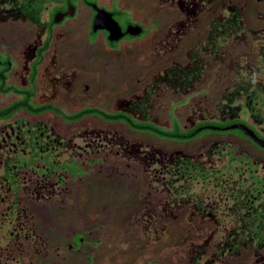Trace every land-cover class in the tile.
<instances>
[{
	"label": "flooded vegetation",
	"instance_id": "af4514ba",
	"mask_svg": "<svg viewBox=\"0 0 264 264\" xmlns=\"http://www.w3.org/2000/svg\"><path fill=\"white\" fill-rule=\"evenodd\" d=\"M263 9L264 0H0V264H232L244 249L264 264L263 244L237 251V180H192L229 164L264 178V148L224 129L238 122L189 139L151 130L222 117L223 94L214 118L194 97L206 96L229 48L264 38L246 25L248 13L264 24ZM235 21L240 33L223 38ZM259 58L236 54L223 92L263 71ZM248 123L264 139V126ZM143 135L220 137L188 151L198 142Z\"/></svg>",
	"mask_w": 264,
	"mask_h": 264
},
{
	"label": "trees",
	"instance_id": "16d2710c",
	"mask_svg": "<svg viewBox=\"0 0 264 264\" xmlns=\"http://www.w3.org/2000/svg\"><path fill=\"white\" fill-rule=\"evenodd\" d=\"M237 14V19L239 18ZM241 27L238 22L231 24H224L222 28V37L224 38L230 34L240 33ZM259 65H264L263 58H259ZM264 70L259 72L255 71L251 74L242 73L238 75V83L232 88H228L223 92V97L220 106V113L222 117L217 121H206L200 125L206 126H225L231 123H244L254 129L253 125L249 124L244 116H248L254 124L264 126V91L259 85L257 76L261 75ZM154 132L160 136L173 138V139H189L202 135L206 132L213 131L214 128H206L198 131L192 135L198 129H192L189 131L181 130L179 124L173 122L171 130H163L160 127L152 128ZM157 131V132H156ZM159 132V133H158ZM238 135L244 136V134L236 130ZM168 135H176L188 138L173 137ZM241 164H237V169L233 165L229 164L226 167H222L220 170H208L198 169L193 173L192 180L195 179H218L217 173L220 171L225 172L229 179L237 180V191L234 195L236 198V215H237V241L238 248L240 246L257 244L258 246L264 245V178L254 174L251 170L242 174ZM244 177L246 178L244 180ZM230 183V182H229ZM227 189V194L230 193L232 186H223Z\"/></svg>",
	"mask_w": 264,
	"mask_h": 264
},
{
	"label": "rangeland",
	"instance_id": "374dc122",
	"mask_svg": "<svg viewBox=\"0 0 264 264\" xmlns=\"http://www.w3.org/2000/svg\"><path fill=\"white\" fill-rule=\"evenodd\" d=\"M226 1V0H225ZM264 10V9H263ZM249 11V9H246L245 13H247ZM262 11V10H261ZM160 11H158V16L160 15ZM247 15V14H246ZM247 18V27L250 29H259L264 27V24L262 23V21L258 20L256 16L253 15V13H248ZM250 19V20H249ZM262 33V32H261ZM259 40V41H258ZM261 41H264L263 37H259V39H254L252 42L250 41L249 44H247L244 47H240V46H234L233 49H228V47L226 49H228V53H226L221 62H220V66L218 65V69L220 74H216L214 73L213 70L210 71V74L207 75L208 79L206 80L208 84H210V88L207 90V94L206 96H204L203 94H200V96H195V99H201L202 101H200V103H198L197 105H194L196 108H200L202 110V112H204L205 114L210 115L212 118H214V116L216 117V114L214 115V108L215 105L217 104V102L219 101V96L221 94H223V90L226 86H228L230 83L232 84L235 81V71L233 69V61L236 57V54L238 56V59H242V58H246L247 56L251 57L252 59L259 58L258 56V52H259V45L262 44ZM165 57V56H164ZM165 64V58H162L158 61V64ZM214 64V63H213ZM212 64V65H213ZM210 75V76H209ZM264 79V76H263ZM204 85V84H203ZM231 87V86H230ZM229 87V88H230ZM196 92H199V90H195ZM172 100V101H171ZM171 102H174V99H170ZM192 99H190L189 104H185L184 106H181L179 108H177L176 112H177V117L179 120L183 121V119H185L186 117H188V114L190 113V107L192 106L191 104ZM170 104V103H168ZM166 106V108H164V110H161V113L163 112V115L161 116V119H166V112L165 110L168 108V105ZM244 118L246 120H248L251 123V120L249 119L248 116H244ZM143 136H148V137H152L158 141L164 142V143H169V144H173V145H190L193 144L194 142H198L199 139H193L190 141H184V142H180V141H174V140H166V139H161L158 138L156 136L153 135H143ZM220 136L219 135H207L204 138V141L201 140V142L195 143L192 146H188V151H195L198 148H204L206 147L210 142L209 141H213L218 139ZM225 138V137H222ZM239 144L242 146V148L245 146L244 143L239 141ZM217 165H219L217 163ZM230 264V263H229ZM232 264H256L254 261V257H252L251 251H248L247 249L242 250V252L240 253V255L233 261Z\"/></svg>",
	"mask_w": 264,
	"mask_h": 264
},
{
	"label": "water",
	"instance_id": "95a60500",
	"mask_svg": "<svg viewBox=\"0 0 264 264\" xmlns=\"http://www.w3.org/2000/svg\"><path fill=\"white\" fill-rule=\"evenodd\" d=\"M7 64L9 65V68H10V63L9 62H7ZM3 73V72H2ZM2 73L0 74V77L2 78V80L4 79L3 78V76H2ZM16 91V90H15ZM21 93H23V92H21ZM28 96H29V94H28ZM21 105H25V106H27V101L24 103V104H21ZM28 107V106H27ZM16 108V107H15ZM29 108V107H28ZM45 108H49V107H45ZM14 109V108H13ZM13 109H11V110H13ZM30 109V108H29ZM10 110V111H11ZM31 110V109H30ZM33 111V110H32ZM35 111H37V110H35ZM90 112H93V111H90ZM94 112H97V111H94ZM8 113V112H7ZM61 113V112H60ZM85 113H88V112H85ZM99 113V112H98ZM6 114V113H5ZM63 114V113H62ZM81 114H83V113H81ZM80 114V115H81ZM101 114V113H100ZM4 115V114H3ZM3 115H0V116H3ZM64 115V114H63ZM101 115H103V114H101ZM65 116V115H64ZM79 116V115H78ZM104 116V115H103ZM66 117V116H65ZM119 117H121V116H118V117H106V118H119ZM68 118V117H67ZM74 118V117H73ZM124 118V117H123ZM126 119V118H125ZM129 122V121H128ZM129 124L131 125V123L129 122ZM134 127V126H133ZM136 128H143V127H136ZM205 128H214V129H221V128H217V127H212V126H204V127H201V128H199L198 130H196L192 135H194L195 133H197L198 131H200V130H202V129H205ZM231 128H238V129H240L245 135H247V136H249L254 142H256L258 145H260L261 147H263L264 148V139H262V138H259L255 133H254V131L251 129V128H249L247 125H245V124H243V123H239V124H235V125H233V126H229V127H226V128H224V129H231ZM148 129H150V128H148ZM151 130H153V129H151ZM153 131H155V130H153ZM157 132V131H156ZM159 133V132H158ZM192 135H190V136H192ZM168 136H173V137H180V138H188V137H190V136H188V137H183V136H176V135H168Z\"/></svg>",
	"mask_w": 264,
	"mask_h": 264
}]
</instances>
